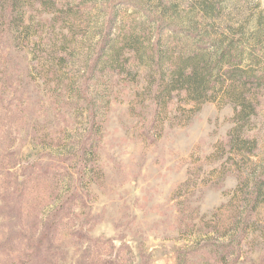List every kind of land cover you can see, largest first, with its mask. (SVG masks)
I'll use <instances>...</instances> for the list:
<instances>
[{"label": "rangeland", "instance_id": "rangeland-1", "mask_svg": "<svg viewBox=\"0 0 264 264\" xmlns=\"http://www.w3.org/2000/svg\"><path fill=\"white\" fill-rule=\"evenodd\" d=\"M216 24L198 0H0V264H264V88L246 109L209 75Z\"/></svg>", "mask_w": 264, "mask_h": 264}, {"label": "trees", "instance_id": "trees-1", "mask_svg": "<svg viewBox=\"0 0 264 264\" xmlns=\"http://www.w3.org/2000/svg\"><path fill=\"white\" fill-rule=\"evenodd\" d=\"M198 9L203 19L215 20L218 29H225L216 40L209 39L213 50L206 54L202 52L200 61L210 64L209 75L215 70L224 71L223 75L231 83L229 95L236 93L237 99H241L240 105L248 109L251 104L246 102L247 90L264 88V17L227 19V24H223L221 9L214 0H198ZM230 21L233 22L228 24ZM179 82L189 85L191 91L188 92L194 101L207 93L204 79L196 72Z\"/></svg>", "mask_w": 264, "mask_h": 264}]
</instances>
